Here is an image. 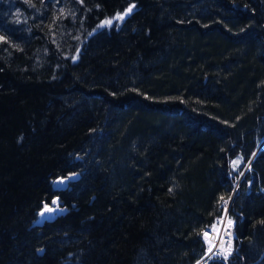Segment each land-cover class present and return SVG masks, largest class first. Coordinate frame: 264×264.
I'll list each match as a JSON object with an SVG mask.
<instances>
[{"label": "trees", "instance_id": "1", "mask_svg": "<svg viewBox=\"0 0 264 264\" xmlns=\"http://www.w3.org/2000/svg\"><path fill=\"white\" fill-rule=\"evenodd\" d=\"M230 192L224 260L247 264L264 249V0H0V264H196ZM54 196L66 211L32 224Z\"/></svg>", "mask_w": 264, "mask_h": 264}, {"label": "built area", "instance_id": "2", "mask_svg": "<svg viewBox=\"0 0 264 264\" xmlns=\"http://www.w3.org/2000/svg\"><path fill=\"white\" fill-rule=\"evenodd\" d=\"M233 192L219 201V211L208 226L202 229L204 239V254L196 262L202 264L210 258L224 259L233 248L237 238L234 230V220L229 216V206Z\"/></svg>", "mask_w": 264, "mask_h": 264}, {"label": "water", "instance_id": "3", "mask_svg": "<svg viewBox=\"0 0 264 264\" xmlns=\"http://www.w3.org/2000/svg\"><path fill=\"white\" fill-rule=\"evenodd\" d=\"M260 147V144L257 148ZM256 151V150H255ZM78 176L77 172L70 173L65 177H56L51 182V187L54 190H63L65 189L69 181H73ZM55 201V203H53ZM50 209V211H49ZM66 206L62 205V202L59 200L57 196H54L49 203L43 204L36 213V218L32 222L34 225H41L44 221H51L56 215L61 214L66 211ZM264 255V249L258 255V257L247 264H253L259 261ZM207 261H204L202 264H206ZM222 262L225 264V260L222 259Z\"/></svg>", "mask_w": 264, "mask_h": 264}, {"label": "rangeland", "instance_id": "4", "mask_svg": "<svg viewBox=\"0 0 264 264\" xmlns=\"http://www.w3.org/2000/svg\"><path fill=\"white\" fill-rule=\"evenodd\" d=\"M247 163H245L244 167L246 166ZM231 165L234 168V170H237L239 172L238 166L240 165V158L235 157L231 160ZM243 171V170H242ZM240 171L239 173H241Z\"/></svg>", "mask_w": 264, "mask_h": 264}, {"label": "snow or ice", "instance_id": "5", "mask_svg": "<svg viewBox=\"0 0 264 264\" xmlns=\"http://www.w3.org/2000/svg\"><path fill=\"white\" fill-rule=\"evenodd\" d=\"M121 18H122V17H121ZM106 23H109V24H110V23H111V21H107ZM53 203H55V201H54ZM49 211H50V209H49Z\"/></svg>", "mask_w": 264, "mask_h": 264}]
</instances>
